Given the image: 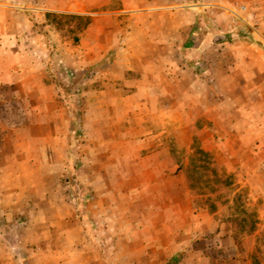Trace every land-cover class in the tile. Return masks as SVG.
Wrapping results in <instances>:
<instances>
[{
    "label": "crops",
    "instance_id": "obj_1",
    "mask_svg": "<svg viewBox=\"0 0 264 264\" xmlns=\"http://www.w3.org/2000/svg\"><path fill=\"white\" fill-rule=\"evenodd\" d=\"M233 5L0 0V264H210L200 241L220 223L196 206L182 165L201 149L264 200V46L227 39ZM48 12L89 20L68 68L73 104L47 67L37 75L26 42ZM59 143L101 181L86 204L32 151Z\"/></svg>",
    "mask_w": 264,
    "mask_h": 264
},
{
    "label": "rangeland",
    "instance_id": "obj_2",
    "mask_svg": "<svg viewBox=\"0 0 264 264\" xmlns=\"http://www.w3.org/2000/svg\"><path fill=\"white\" fill-rule=\"evenodd\" d=\"M239 12L234 24L232 36L228 40L239 39L254 42L264 46V0H233ZM42 12V11H41ZM37 15V14H36ZM89 20L85 17H76L72 14L48 12L47 19L36 20L33 34L27 44L33 48V61L36 64V73L42 76L47 67L48 82L54 84L58 97L68 101L64 92L70 93V102L75 103L71 95L74 89L75 74L68 70L74 62V45L79 40V30L86 28ZM46 65V66H45ZM86 74V73H85ZM89 76V74H86ZM82 85L84 80L77 76ZM72 82V83H71ZM79 84L77 85V87ZM56 95V94H55ZM57 97V98H58ZM26 106L25 101L13 104V110ZM12 114V113H11ZM13 115V114H12ZM37 126L44 117H33ZM36 135L42 139V131L36 129ZM73 138V137H72ZM42 141H44L42 139ZM32 151L39 154L40 158L52 163H44L45 171H64L68 189L73 192H82L86 204L92 193V184L101 183L87 178L85 169L73 161L74 149L67 148L64 144H57L54 148L36 149L34 144ZM185 155V153H183ZM45 157V158H43ZM68 157L70 162L61 164L62 159ZM197 162L193 167L182 165L183 172L190 173L192 179L189 185L193 188L197 207H206L216 212L214 217L220 223L218 233L207 232L200 241L203 251L210 254V264H264V200L250 194L248 186L239 182L234 173L225 172L218 166L212 165L208 153L199 150ZM86 177V178H85ZM123 202L120 197L116 201ZM81 211H87L82 206ZM4 232V231H3ZM7 236L9 233L4 232ZM197 245H195L196 247ZM0 250H6L0 243ZM26 253V250H22ZM220 258L222 260H220ZM218 259V260H217Z\"/></svg>",
    "mask_w": 264,
    "mask_h": 264
},
{
    "label": "trees",
    "instance_id": "obj_3",
    "mask_svg": "<svg viewBox=\"0 0 264 264\" xmlns=\"http://www.w3.org/2000/svg\"><path fill=\"white\" fill-rule=\"evenodd\" d=\"M203 15H204L205 19L208 20L209 13L205 12Z\"/></svg>",
    "mask_w": 264,
    "mask_h": 264
}]
</instances>
